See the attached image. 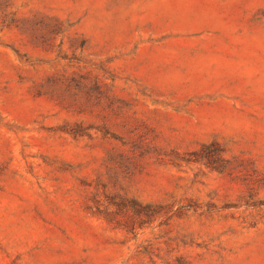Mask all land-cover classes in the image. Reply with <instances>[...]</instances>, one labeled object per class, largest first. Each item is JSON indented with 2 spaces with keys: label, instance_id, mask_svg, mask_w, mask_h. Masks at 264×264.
<instances>
[{
  "label": "rangeland",
  "instance_id": "rangeland-1",
  "mask_svg": "<svg viewBox=\"0 0 264 264\" xmlns=\"http://www.w3.org/2000/svg\"><path fill=\"white\" fill-rule=\"evenodd\" d=\"M0 264H264V0H0Z\"/></svg>",
  "mask_w": 264,
  "mask_h": 264
}]
</instances>
